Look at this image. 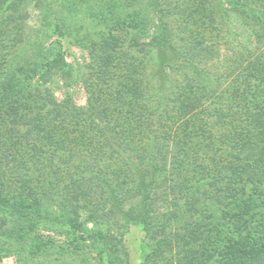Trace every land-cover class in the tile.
<instances>
[{"label":"trees","instance_id":"16d2710c","mask_svg":"<svg viewBox=\"0 0 264 264\" xmlns=\"http://www.w3.org/2000/svg\"><path fill=\"white\" fill-rule=\"evenodd\" d=\"M29 1L35 34L63 32L53 0H0V254L46 248L45 227L62 253L130 264L135 225L140 264H264V0H145L121 32L99 19L84 106L56 98L71 66L26 33Z\"/></svg>","mask_w":264,"mask_h":264},{"label":"rangeland","instance_id":"374dc122","mask_svg":"<svg viewBox=\"0 0 264 264\" xmlns=\"http://www.w3.org/2000/svg\"><path fill=\"white\" fill-rule=\"evenodd\" d=\"M73 8L69 7L65 0H53L52 10L62 19V35L58 33L41 32L34 33V29L41 26V15L43 6L33 1L24 2L26 33L30 37H40L43 50L52 46L65 56L66 62L71 66V73L64 83L62 81L52 85L55 96L61 99L65 89L71 93L74 102L79 106L86 104L87 94L81 81V73L87 70L89 54L82 43L93 41L95 33L100 28L99 19H107V27L123 31L122 27L116 24L115 15H125L135 10L145 0H72ZM108 17V18H107ZM200 21H196L199 25ZM60 24V23H59ZM68 30V34L66 31ZM241 34V33H240ZM245 36L237 35L232 42V47H238L245 43ZM80 42V43H79ZM53 43L55 45H53ZM228 50L227 48H225ZM48 53V52H46ZM224 53V52H223ZM242 56V55H241ZM38 233L44 237V242L49 244L36 254L28 253L26 250L13 246H4L0 254L1 264H105L102 263L93 252L87 255H68L51 247L54 244H63L66 238L65 232H59L45 227L40 228ZM124 244L129 256L130 264H140L142 256L147 249L143 232L135 225H130L125 237Z\"/></svg>","mask_w":264,"mask_h":264}]
</instances>
